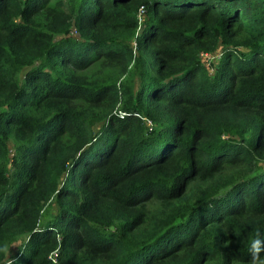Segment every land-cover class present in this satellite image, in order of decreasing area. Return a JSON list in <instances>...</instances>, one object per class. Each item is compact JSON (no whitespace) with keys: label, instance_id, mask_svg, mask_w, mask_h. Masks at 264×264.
<instances>
[{"label":"trees","instance_id":"1","mask_svg":"<svg viewBox=\"0 0 264 264\" xmlns=\"http://www.w3.org/2000/svg\"><path fill=\"white\" fill-rule=\"evenodd\" d=\"M0 264H264V0H0Z\"/></svg>","mask_w":264,"mask_h":264},{"label":"rangeland","instance_id":"2","mask_svg":"<svg viewBox=\"0 0 264 264\" xmlns=\"http://www.w3.org/2000/svg\"><path fill=\"white\" fill-rule=\"evenodd\" d=\"M56 0H51V3L54 2ZM75 32L71 29V34H74ZM201 60L203 61V63L205 64V66H207L208 69H210V61L214 60V55L211 53H205V54H201L200 56ZM98 66L96 64L92 65L89 68V71H95L97 70ZM126 77L130 80H132L134 82L135 80V75L132 72L131 69H128V72L125 74ZM25 235H19L14 241H12L9 250L12 252L14 251L15 247L18 246L24 239Z\"/></svg>","mask_w":264,"mask_h":264},{"label":"built area","instance_id":"3","mask_svg":"<svg viewBox=\"0 0 264 264\" xmlns=\"http://www.w3.org/2000/svg\"><path fill=\"white\" fill-rule=\"evenodd\" d=\"M202 54H205V53H202Z\"/></svg>","mask_w":264,"mask_h":264}]
</instances>
